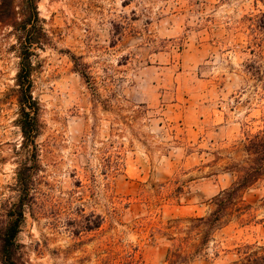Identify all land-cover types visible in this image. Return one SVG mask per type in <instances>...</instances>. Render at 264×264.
<instances>
[{"label":"rangeland","instance_id":"obj_1","mask_svg":"<svg viewBox=\"0 0 264 264\" xmlns=\"http://www.w3.org/2000/svg\"><path fill=\"white\" fill-rule=\"evenodd\" d=\"M41 168L20 264H242L264 246V179L201 246L208 216L264 130V0H40ZM0 29V217L26 162ZM85 64L90 80L75 70ZM254 69V70H252ZM256 69L262 76L256 74Z\"/></svg>","mask_w":264,"mask_h":264},{"label":"trees","instance_id":"obj_2","mask_svg":"<svg viewBox=\"0 0 264 264\" xmlns=\"http://www.w3.org/2000/svg\"><path fill=\"white\" fill-rule=\"evenodd\" d=\"M39 2L40 0H0V29H12L17 42V46L13 48L17 50L21 60L12 92L19 107L17 126L23 138L21 149L28 153L27 161L21 163L17 170L18 199L3 207L0 217V264H20L18 237L25 225L26 213L35 198L41 168L37 141L41 137L43 125L41 105L33 92V59L37 56L36 49L44 50L51 45V37L40 17ZM260 28L264 30V25H260ZM258 46L263 50V44ZM71 60L76 72L89 81L86 65L80 63L75 55H71ZM255 72L262 76L259 69ZM243 151L247 161L233 167V172L238 174L236 181L211 200L213 209L208 216L190 221L202 233L201 246L208 245L212 234L223 229L231 216L243 209L245 193L264 179V130L254 136H247ZM240 252L243 254L242 264H264V246L247 245Z\"/></svg>","mask_w":264,"mask_h":264}]
</instances>
